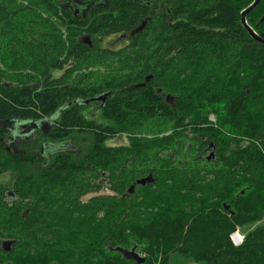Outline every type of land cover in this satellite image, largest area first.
<instances>
[{
  "label": "trees",
  "instance_id": "trees-1",
  "mask_svg": "<svg viewBox=\"0 0 264 264\" xmlns=\"http://www.w3.org/2000/svg\"><path fill=\"white\" fill-rule=\"evenodd\" d=\"M254 1L0 0V264H135L110 251L134 246L144 264H264ZM263 18L261 0L260 36Z\"/></svg>",
  "mask_w": 264,
  "mask_h": 264
},
{
  "label": "rangeland",
  "instance_id": "rangeland-1",
  "mask_svg": "<svg viewBox=\"0 0 264 264\" xmlns=\"http://www.w3.org/2000/svg\"><path fill=\"white\" fill-rule=\"evenodd\" d=\"M64 33V36H65V32ZM127 45V41H126V38L122 39V38H119V37H110V38H107V39H104L103 42L101 43V46L102 47H112L114 46L115 48H122L123 46ZM84 72H91V69L89 70H84ZM64 74V72H56L55 73V77L56 78H60L62 75ZM92 111H93V108H92ZM210 120L212 122L215 121V118L213 116L210 117ZM17 133V132H16ZM164 134H169V133H164ZM163 134V135H164ZM32 135V136H31ZM35 135V133L32 132V130H26V131H21V132H18V135L14 134L15 138L16 137H20V138H26L28 137L27 139H31V138H34L33 136ZM162 135V134H161ZM21 142V141H20ZM19 143V142H17ZM78 142H72V143H67V145H64L65 148H63L62 150H66L69 149V145L71 147H75L77 146ZM76 145V146H75ZM79 145V144H78ZM107 145L108 146H111V147H127L129 146V142L127 140V137L125 136H120V137H117L115 139H111L107 142ZM52 145L50 144H46L44 145V152L47 154V156H49L51 153H55L56 151H58L60 149V146H54V147H50ZM78 147V146H77ZM50 149V150H49ZM46 150L49 152V154L46 152ZM12 182V179H11V176L9 174H4V175H0V186L1 185H10ZM243 192V191H242ZM110 193L109 191L107 190H103L101 192V194H108ZM92 197V195L90 196H87L86 198L83 199L84 202L88 201L90 198ZM244 237H245V234L244 232L240 231L239 229L232 235L231 237V240L234 244H242L243 241H244ZM144 256V255H143ZM166 264H198V263H195L193 262L192 260H189V259H186L182 256H180L179 254H172L169 258V261L166 263Z\"/></svg>",
  "mask_w": 264,
  "mask_h": 264
},
{
  "label": "water",
  "instance_id": "water-1",
  "mask_svg": "<svg viewBox=\"0 0 264 264\" xmlns=\"http://www.w3.org/2000/svg\"><path fill=\"white\" fill-rule=\"evenodd\" d=\"M260 1L261 0H255L247 9H245L241 13V22H242V25L244 26V28L249 32L250 36L255 41L264 44V36H260V35L256 34L254 32V30L252 28H250V26L247 23L248 14L251 13L253 10H255L258 7ZM263 20H264V18H263ZM146 24H147V22L144 21L142 26L136 32L142 31L145 28ZM84 42L86 44H88L89 46H92L90 37H85L84 38ZM150 78L151 77H148L147 80L149 81ZM140 86L144 87L145 85L143 84V85H140ZM108 95H109V93L101 95L100 97H98V98H96L94 100H96V101H104L108 97ZM167 101H171L172 102L173 99L170 96H168L167 97ZM212 158H214V153H211V155L208 157V161H211ZM152 182H153V178H152V176H149V177H147L145 179L139 180L137 182V185L145 186L146 184H149V183H152ZM134 191H135V186H132L129 189L128 193L129 194H133ZM226 209L228 210L229 208L227 207ZM15 243H16L15 241H5L3 243V249L6 252H11L12 246ZM110 251L111 252H115V253H120L124 257V259H126L128 261H131V262H134L135 264H144L146 262V258L141 255V248H139L138 246H134L130 250L118 247V248H115V249H111Z\"/></svg>",
  "mask_w": 264,
  "mask_h": 264
},
{
  "label": "flooded vegetation",
  "instance_id": "flooded-vegetation-1",
  "mask_svg": "<svg viewBox=\"0 0 264 264\" xmlns=\"http://www.w3.org/2000/svg\"><path fill=\"white\" fill-rule=\"evenodd\" d=\"M208 153H210V152H208Z\"/></svg>",
  "mask_w": 264,
  "mask_h": 264
}]
</instances>
